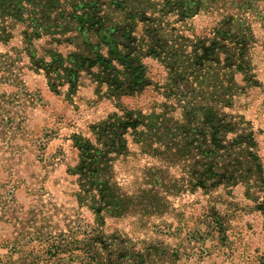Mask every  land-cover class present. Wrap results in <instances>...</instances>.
Returning <instances> with one entry per match:
<instances>
[{"label":"rangeland","instance_id":"obj_1","mask_svg":"<svg viewBox=\"0 0 264 264\" xmlns=\"http://www.w3.org/2000/svg\"><path fill=\"white\" fill-rule=\"evenodd\" d=\"M99 1L107 19L101 29L94 28L96 34H71L75 36L71 43L50 45L45 38L35 41L37 57H43L44 63L54 61L49 51L62 54L55 80L47 76L44 64L37 68L36 60L22 52L20 30L14 32L11 40H0V55L15 60L14 72L34 98V103L23 99L19 113L24 118L16 131L8 132L7 138L0 134V195L3 196L0 199L3 215L0 264L89 263L81 250H74L73 257L50 254L52 237L77 229V238L82 240L78 226L98 225V215L90 207L81 205L76 195L75 172L82 161V140L99 146L97 129L114 125L116 116L122 115L125 108L159 112L167 103L176 108L170 117L182 120L181 109L163 93L169 77L166 65L146 53L128 60L131 69L120 66L124 74H120L119 91L114 92L109 79L116 74L107 70V66L103 68L104 64L96 57L102 53L113 58L108 51H114L119 59L124 57L119 56L113 44L98 46L96 36L102 39L106 36L110 43L128 45L130 49L134 46L126 39L125 31L109 36L112 23L123 18L122 12L112 7L114 0ZM151 1L159 7L166 6V0ZM170 21L185 36L209 37L220 19L201 13L185 21L172 16ZM142 27L140 24L136 35H142ZM254 28L257 40L249 57L258 85L247 86L246 92L237 96L235 105L227 111L252 124L264 172V27L256 20ZM130 49L124 52L129 53ZM70 52H76L73 59ZM81 57L83 61L87 59L86 65L78 63ZM70 72L73 73L68 78ZM141 72L146 78L140 76L142 80H139L135 76ZM2 75L0 72V93L16 92L15 86L2 82ZM236 79L245 84L241 74ZM143 80L150 85L143 86ZM120 83L126 88L120 87ZM127 139L129 153L113 155V173L123 192L134 196L141 189L149 188L143 175L145 169L162 163L141 154L131 132L127 133ZM168 174L180 179L182 167L169 166ZM160 196L164 204L161 212L104 217V233L126 239L127 250L133 253L131 259L120 263L264 264V186L250 190L245 183H240L219 186L210 192L197 189L177 195L162 192Z\"/></svg>","mask_w":264,"mask_h":264},{"label":"trees","instance_id":"obj_2","mask_svg":"<svg viewBox=\"0 0 264 264\" xmlns=\"http://www.w3.org/2000/svg\"><path fill=\"white\" fill-rule=\"evenodd\" d=\"M102 7L99 0H0V40L9 41L20 30L22 52L36 60L37 68L44 64L47 76L55 80L62 54L49 51L54 61L44 63L43 57H37L35 41L45 38L50 45L71 43L75 38L71 34H96L94 28L101 29L107 19ZM112 7L119 8L123 18L112 23L109 36L125 31L126 39L134 46L130 49L128 45L110 43L106 36L104 39L96 36L98 46L113 44L119 56L127 59H119L114 51H108L113 58L102 53L96 57L104 64L103 68L107 66V70L116 74L109 79L114 92L119 91L120 74H124L120 66L131 69L128 60L146 53L166 65L169 77L163 93L181 109L182 120L170 117L176 108L167 103L159 112L125 108L122 115L116 116L114 125L97 129L99 146L82 140V161L75 172L76 195L81 205L90 207L98 215V225H76L83 234L82 240L77 238V229L52 237L50 254L73 257L74 250H81L89 262L86 264H123L120 260L132 257L126 239L104 233L102 226L107 214L120 217L161 212L162 192L165 195L197 189L210 192L219 186L240 183H245L250 190L264 186L263 164L253 126L242 116L227 111L235 105L236 97L246 92L247 86L258 85L249 52L257 40L256 20L264 27V0H166L165 7L151 0H114ZM201 13L220 19L209 37L185 36L170 21L172 16L185 21ZM140 24L143 32L139 36L136 34ZM129 49V53L124 52ZM75 54L70 52V57L73 59ZM0 56L5 57L0 59L2 82L18 89V92L0 93V134L7 138L8 132H15L24 118L19 113L23 99L34 103V98L14 72L15 60L8 55ZM78 63L86 65L88 61L81 57ZM143 74L135 77L142 80L146 78ZM237 74L243 76L244 85L237 81ZM144 80L143 86L150 85ZM120 87H124L122 83ZM15 108L19 111H14ZM130 132L141 154L162 163L145 169L143 175L149 188L141 189L134 196L123 192L113 173V155L129 153L127 133ZM177 165L182 167V177L173 179L168 167ZM15 264L23 263L15 261Z\"/></svg>","mask_w":264,"mask_h":264}]
</instances>
